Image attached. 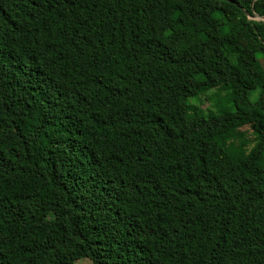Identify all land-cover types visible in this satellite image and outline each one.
<instances>
[{
    "label": "trees",
    "instance_id": "1",
    "mask_svg": "<svg viewBox=\"0 0 264 264\" xmlns=\"http://www.w3.org/2000/svg\"><path fill=\"white\" fill-rule=\"evenodd\" d=\"M264 0H0V264H264ZM225 85L230 108L190 113ZM250 126L240 158L218 139Z\"/></svg>",
    "mask_w": 264,
    "mask_h": 264
},
{
    "label": "rangeland",
    "instance_id": "2",
    "mask_svg": "<svg viewBox=\"0 0 264 264\" xmlns=\"http://www.w3.org/2000/svg\"><path fill=\"white\" fill-rule=\"evenodd\" d=\"M264 65V59H262ZM230 90L225 85L217 86L197 98L190 99V105L193 109L190 111L201 115H210L219 113L221 105L230 108L228 102ZM256 135L250 126H245L221 136L218 141L228 152L236 158H240L245 152H248L255 144ZM75 264H92L89 259H79Z\"/></svg>",
    "mask_w": 264,
    "mask_h": 264
},
{
    "label": "water",
    "instance_id": "3",
    "mask_svg": "<svg viewBox=\"0 0 264 264\" xmlns=\"http://www.w3.org/2000/svg\"><path fill=\"white\" fill-rule=\"evenodd\" d=\"M256 18H257V19H262V20L264 21V18L261 17V16L256 15Z\"/></svg>",
    "mask_w": 264,
    "mask_h": 264
}]
</instances>
